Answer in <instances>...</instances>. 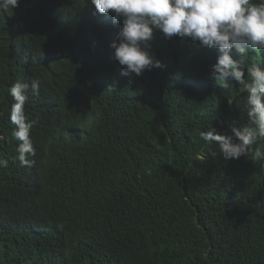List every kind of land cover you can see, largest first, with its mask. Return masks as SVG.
I'll use <instances>...</instances> for the list:
<instances>
[{
    "label": "trees",
    "instance_id": "obj_1",
    "mask_svg": "<svg viewBox=\"0 0 264 264\" xmlns=\"http://www.w3.org/2000/svg\"><path fill=\"white\" fill-rule=\"evenodd\" d=\"M120 26L90 0L0 13V264H264V162L255 145L225 161L199 137L248 123L242 86L211 76L215 49L159 31L150 50L164 67L122 75ZM32 79L26 167L8 90Z\"/></svg>",
    "mask_w": 264,
    "mask_h": 264
},
{
    "label": "clouds",
    "instance_id": "obj_2",
    "mask_svg": "<svg viewBox=\"0 0 264 264\" xmlns=\"http://www.w3.org/2000/svg\"><path fill=\"white\" fill-rule=\"evenodd\" d=\"M19 0H0V13L18 7ZM100 14L113 13V23L120 22L112 59L122 66V75L137 76L145 70L164 65L151 52L150 41L159 31L164 39L189 38L217 51L210 66L211 76L227 89L232 82L246 93L247 124L233 121L230 134L214 128L201 130L199 137L207 145L218 146L223 160L248 156L253 151L256 161L264 162V64L254 62L245 68L232 54L260 53L264 56V0H90ZM40 81L17 80L8 94L12 98L9 120L14 126L12 138L17 142V159L22 166L32 167L36 149L31 138L35 121L26 114L28 90L39 95ZM216 155V153H213ZM0 166L7 160L0 158Z\"/></svg>",
    "mask_w": 264,
    "mask_h": 264
}]
</instances>
